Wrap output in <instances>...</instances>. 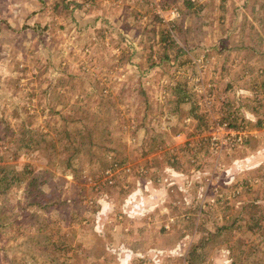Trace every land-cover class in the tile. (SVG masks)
Returning a JSON list of instances; mask_svg holds the SVG:
<instances>
[{"label": "rangeland", "instance_id": "1", "mask_svg": "<svg viewBox=\"0 0 264 264\" xmlns=\"http://www.w3.org/2000/svg\"><path fill=\"white\" fill-rule=\"evenodd\" d=\"M1 175L0 264H264V0H0Z\"/></svg>", "mask_w": 264, "mask_h": 264}, {"label": "trees", "instance_id": "2", "mask_svg": "<svg viewBox=\"0 0 264 264\" xmlns=\"http://www.w3.org/2000/svg\"><path fill=\"white\" fill-rule=\"evenodd\" d=\"M175 93H176V96L178 98V103H182V102H190L191 100L190 99V96L191 94H189L186 90V88L183 86V84L177 82L176 83V86H175ZM193 111V110H192ZM71 157L69 158V161L68 163H71ZM76 157V156H75ZM71 165V164H69ZM6 176V175H5ZM4 176V177H5ZM4 177H2L1 175V179H0V182L4 180ZM12 180L10 182H7L6 186L2 187L0 189V194L6 192L10 186H12V184L15 182V181H20L22 178H19V177H15V178H11ZM38 181L34 178L32 179L29 183H28V186H27V194L29 193V205H32V206H38L39 208L41 209H47V206H53V204H48L47 202H44V204L41 202L43 201V199L45 197H43L42 195L44 194V191L42 188L38 187ZM50 206V207H51ZM222 228H220L221 230ZM220 230L218 231V233H220ZM207 241V239H202L199 241V244H195L192 246L191 248V251L189 252L191 255H188L186 257L187 260H191V257L192 255L194 254V252H196L195 250L198 249V248H201L202 245Z\"/></svg>", "mask_w": 264, "mask_h": 264}]
</instances>
